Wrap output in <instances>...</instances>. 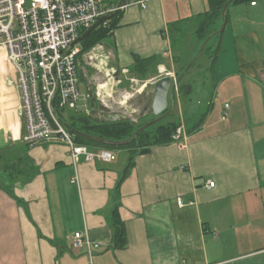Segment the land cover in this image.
Here are the masks:
<instances>
[{
    "label": "crops",
    "instance_id": "1",
    "mask_svg": "<svg viewBox=\"0 0 264 264\" xmlns=\"http://www.w3.org/2000/svg\"><path fill=\"white\" fill-rule=\"evenodd\" d=\"M252 3L230 4L222 34L213 45L214 34L208 36L205 46L221 48L211 78L215 88L201 93L198 106L190 105L179 96L178 82L176 100L168 99L171 110L194 106L197 112L199 103H210L197 129L188 133L190 126H184L185 140L155 145L146 153L114 150L113 162L81 161L76 171L63 144L42 140L24 147L16 73L0 52V155H9L20 167L17 178L6 184L0 157V264H264V0ZM209 11L208 0L128 5L105 43L108 70L129 73L135 57L156 58L142 81L168 77L160 71L176 75L205 41L197 30ZM201 54L191 68L197 71L194 77L200 71L204 76L209 65L206 61L195 68ZM188 76L184 82L193 79ZM107 83L114 93L121 85ZM149 87L150 93L147 87L128 90L127 107L137 109L148 95L149 100ZM134 96L140 100L130 104ZM213 99L220 119L207 121ZM115 206L126 233L123 249L113 244ZM85 230L99 244L91 255L85 247L78 253L70 247L73 234Z\"/></svg>",
    "mask_w": 264,
    "mask_h": 264
},
{
    "label": "built area",
    "instance_id": "2",
    "mask_svg": "<svg viewBox=\"0 0 264 264\" xmlns=\"http://www.w3.org/2000/svg\"><path fill=\"white\" fill-rule=\"evenodd\" d=\"M148 1L132 0L116 8V5L107 6L104 0H0V52L16 73L20 92L19 116L25 127L22 141L25 144L32 147L45 140L65 145L75 171L81 161L109 163L116 160L112 150H91L76 143L63 121L64 111L74 112L79 108V70L84 71L86 81L98 79L103 72L106 81L97 82L93 91L95 100L104 110L123 114H126L130 92L127 89L118 91L116 98L114 94L117 92L114 93L112 86L107 90V81L118 86L123 83V76H127L134 92L154 85L159 79L139 81L130 77L126 69L109 71L110 55L104 42L84 53L76 47L77 44L73 47L71 44L100 17L116 9L121 11L131 4L144 8ZM159 73L176 82L174 72ZM83 101V112L89 116L92 111L88 94ZM227 108L228 104L225 105ZM226 116L224 110L221 118L224 120ZM172 139H186L183 124L177 127ZM71 181H76V175ZM213 185V182L209 183V187ZM177 204L182 206L183 202L178 199ZM70 247L76 253L85 247L91 255L99 244L92 241L85 230L73 234Z\"/></svg>",
    "mask_w": 264,
    "mask_h": 264
},
{
    "label": "trees",
    "instance_id": "3",
    "mask_svg": "<svg viewBox=\"0 0 264 264\" xmlns=\"http://www.w3.org/2000/svg\"><path fill=\"white\" fill-rule=\"evenodd\" d=\"M229 0H208L210 11L206 13L203 21L201 22L198 30L197 36L199 40L202 42L210 35L214 34V37L220 36L222 33L218 34L216 31L220 28L222 16L221 10L224 4ZM257 0H234L231 4H242L253 2L256 3ZM121 11H118L114 16L111 18L104 20L101 22L85 39H83L80 43L82 44L81 53L89 50L91 47L96 45L97 43H101L106 41L110 38L113 34V31L118 27L120 21ZM225 20L227 22V15L225 14ZM218 22L220 25L218 28L211 29L208 31L209 26H212L214 23ZM207 49L209 54V65L206 69L205 75L202 76L200 82L211 83L212 88H215L216 83L213 82L211 79L214 72L215 62L217 61L218 54L221 52L220 47L212 48L209 45H206L201 53ZM156 58H148V59H141L135 57L134 65L131 67L129 74L130 76H136L141 80H145L148 78L149 73L152 70V67L156 66L157 64ZM177 63V60L174 61ZM189 62L185 64H181L176 70V77L180 76L181 73L184 71L185 67ZM195 62L191 65L190 69L194 66ZM151 69V70H150ZM189 70L182 76L181 80L178 84L177 92L179 96L182 98L184 102L193 105V93L194 87L197 82L196 80L190 82H184L183 79L186 75L189 74ZM213 83V84H212ZM173 100H176L175 93L172 96ZM151 98L149 97L148 107L151 109ZM194 106L184 107V126L188 127V122L191 121V117L195 114L196 111L193 108ZM207 107L209 109L210 103H207ZM102 107H97L96 110H101ZM56 112V111H55ZM59 114L60 111H58ZM208 110L203 112L200 117L193 121V124L187 129V132L190 133L197 129L201 123L204 121V118L207 114ZM152 113V111L150 112ZM165 113V112H164ZM173 111L171 110L170 113L162 118L160 121L155 123L154 125L142 130L135 136L127 144L122 145H111L105 144L101 140H94L88 137H97L102 140L107 141H123L129 139L137 129H139L144 124L148 123L149 121L156 118L153 116L148 121H143V118L146 117H139L136 120H133L129 117L126 119H120L115 122L106 123L102 120H92L89 116L82 112V111H74V113L69 114L68 122H65L66 126L68 127L69 131L74 135V140L76 143L85 145L92 150L96 149H108V150H128L132 153H146L152 146L155 145H164L168 144L173 141L172 135L176 131L177 127L181 125L180 118L173 119ZM24 147L29 149L30 147L24 143ZM2 159V169H3V178L6 184L9 182H13L15 178H17V173H20V167L13 162L9 157V155H0ZM18 166V167H17ZM36 173V169L34 170V174L29 177L31 179ZM111 223L113 228V244L116 249H123L126 246V233L124 229L123 222L120 220L118 215V208L112 210L111 213Z\"/></svg>",
    "mask_w": 264,
    "mask_h": 264
},
{
    "label": "water",
    "instance_id": "4",
    "mask_svg": "<svg viewBox=\"0 0 264 264\" xmlns=\"http://www.w3.org/2000/svg\"><path fill=\"white\" fill-rule=\"evenodd\" d=\"M234 0H229L227 1L222 10H221V16H222V24L220 29L217 31V33H222L224 30V26L226 24L225 20V13L228 8V6L233 2ZM126 0H119L118 3L116 4V8L121 7ZM118 10L116 9L115 11L106 14L99 19H97L86 31H84L72 44L71 47H73L76 44H79L83 39H85L101 22L104 20H107L114 16ZM210 37H207L205 41L203 42L199 52L196 54V56L193 58V60L188 63V65L185 67L184 71L181 73V75L178 77L176 82L170 87L171 80L169 77H163L159 79L154 85H153V90H152V98H151V111L154 116H156L155 119L151 120L150 122L144 124L141 126L135 133L127 140L123 141H107V140H102L97 137H88L90 139L94 140H101L105 144H111V145H122V144H127L130 142L132 139L135 138V136L138 135L139 132L142 130L154 125L158 121H160L162 118L167 116L170 111H171V106H168V99L172 97L174 91H175V84H177L182 76L186 73V71L191 67L193 62L196 60L197 56L199 53L202 51L204 48L205 44L209 40ZM117 74H115L116 76ZM79 80L80 81H86V77L84 74V71L82 69L79 70ZM87 94L89 96V105L92 113L89 115V118L92 120H102L106 123L109 122H115L120 119H126L128 116L126 114L120 113V112H109V111H98L96 110L97 105L95 101V97L91 91V88L87 86ZM165 112V113H164Z\"/></svg>",
    "mask_w": 264,
    "mask_h": 264
},
{
    "label": "rangeland",
    "instance_id": "5",
    "mask_svg": "<svg viewBox=\"0 0 264 264\" xmlns=\"http://www.w3.org/2000/svg\"><path fill=\"white\" fill-rule=\"evenodd\" d=\"M27 2L29 1V0H26ZM108 0H104V2L106 3ZM192 28V27H191ZM186 37H184L185 39H187L188 40V43H191V41H192V38H191V36L190 35H188L187 33L186 34H184ZM194 38L195 37H193V42H194ZM216 40V37L215 38H213V39H211V41H210V43H211V45H213L214 44V41ZM181 40H178V41H175V40H172V42H180ZM182 42V44H184V43H186V42H184V41H181ZM104 43H108V41L106 40V41H104ZM203 44V43H202ZM202 44H201V46H202ZM76 47L77 48H79V49H82V44L81 43H79V44H77L76 45ZM201 48V47H200ZM200 50V49H199ZM187 51H188V49H187ZM199 51H196V53H198ZM196 55V54H195ZM208 56H209V54H208V52H207V49L206 50H204V52L199 56V58L197 59V63H196V65H195V68H198L199 67V65L200 64H203L204 62L206 63V61L208 62L209 61V58H208ZM193 69H191L190 70V72H189V78L191 77V76H193V79H191V81L192 80H196L197 79V82H196V84H195V87H194V93H193V97H194V99H193V104L194 103H196L197 104V106H198V102L197 101H199V98L200 99H202V100H204V98H202V97H204V95L202 94L201 95V93L202 92H204V94L207 92V91H209V90H211L212 89V86H211V83H206V82H200V83H198L200 80L198 79L201 75H202V73H201V71H200V74L199 75H197L196 77H194V73L195 74H197V71H192ZM188 77H186V79L188 78ZM202 77V76H201ZM102 77H101V75H99V77H98V79H92V78H89V80L88 81H80V83H79V91H80V101H79V103H78V106H79V108H78V111H82L83 112V108H82V105H83V100H84V98H85V96H86V94H87V87H86V84H88L90 87H92V90L93 91H95V87H96V85L98 84L97 82L98 81H101L102 82ZM184 80V79H183ZM184 81H186V80H184ZM213 84V83H212ZM217 87H218V90H222L221 89V86H220V83H218L217 82ZM124 88H127V90H130V91H132V89H131V87H130V83L129 82H124L123 81V83L120 85V86H118V88H116V90H117V93L116 94H114V97H118L119 95V90L120 89H124ZM135 88V87H134ZM148 89V90H147ZM151 89L152 88H146V90L144 89V91H148V93H150V91H151ZM199 95V96H198ZM149 96V95H148ZM148 96H146V97H148ZM145 97V99H144V102H142V101H139V106L137 107V109H134L133 107H127V110L131 113L130 114V116L131 117H129V118H131V119H133V120H136L137 118H139V117H144V116H146V117H144L143 118V121H148L149 119H151L154 115L152 114V113H150L151 112V109H150V107H148V101L149 100H146L147 98ZM133 101L131 100L130 101V104H133V102H137L138 100H140V98L138 97V96H134L133 98ZM181 101V100H180ZM213 101V104H212V107L210 108V112H209V114H208V119H207V121H209V120H211V119H213V120H217V119H220V110H219V107H218V101L217 100H215V99H213L212 100ZM138 103V102H137ZM181 103H182V101H181ZM207 103L208 102H201V103H199L200 105H199V109H197V112H196V119H195V121L200 117V115L203 113V112H205V111H207V110H209L208 109V107H207ZM195 104V105H196ZM128 105V104H127ZM206 106V107H205ZM193 108H196V107H193ZM133 109V110H132ZM183 109H184V107H178V105H176V106H173L172 107V111H173V119L175 120V119H178V118H180V122H182V123H184L183 121H184V111H183ZM135 110V111H134ZM128 111H125L126 113H128ZM71 113H74L73 111H64L63 112V120L65 121V122H68V117H69V114H71ZM192 119H193V116L191 117V121H187L188 122V126H191L192 124H193V122H192ZM150 122V121H149Z\"/></svg>",
    "mask_w": 264,
    "mask_h": 264
},
{
    "label": "bare ground",
    "instance_id": "6",
    "mask_svg": "<svg viewBox=\"0 0 264 264\" xmlns=\"http://www.w3.org/2000/svg\"><path fill=\"white\" fill-rule=\"evenodd\" d=\"M7 61V60H6ZM0 65H4V62H2Z\"/></svg>",
    "mask_w": 264,
    "mask_h": 264
}]
</instances>
